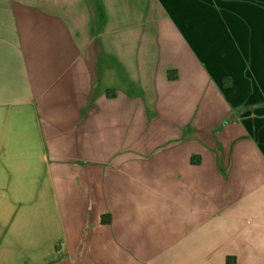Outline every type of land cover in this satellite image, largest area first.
Here are the masks:
<instances>
[{
    "label": "crops",
    "instance_id": "0c3cea01",
    "mask_svg": "<svg viewBox=\"0 0 264 264\" xmlns=\"http://www.w3.org/2000/svg\"><path fill=\"white\" fill-rule=\"evenodd\" d=\"M211 5L0 0V264H264V113L197 64Z\"/></svg>",
    "mask_w": 264,
    "mask_h": 264
},
{
    "label": "rangeland",
    "instance_id": "374dc122",
    "mask_svg": "<svg viewBox=\"0 0 264 264\" xmlns=\"http://www.w3.org/2000/svg\"><path fill=\"white\" fill-rule=\"evenodd\" d=\"M210 11L217 35L210 44L195 43L197 64H208L215 80L224 75L237 83L234 92L264 113V0H213ZM209 12L196 11L197 29Z\"/></svg>",
    "mask_w": 264,
    "mask_h": 264
}]
</instances>
